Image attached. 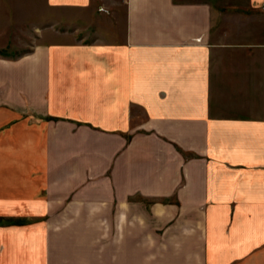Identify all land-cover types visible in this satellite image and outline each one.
<instances>
[{"label":"crops","instance_id":"crops-1","mask_svg":"<svg viewBox=\"0 0 264 264\" xmlns=\"http://www.w3.org/2000/svg\"><path fill=\"white\" fill-rule=\"evenodd\" d=\"M46 1L72 28L0 54V264H264V0Z\"/></svg>","mask_w":264,"mask_h":264},{"label":"rangeland","instance_id":"rangeland-1","mask_svg":"<svg viewBox=\"0 0 264 264\" xmlns=\"http://www.w3.org/2000/svg\"><path fill=\"white\" fill-rule=\"evenodd\" d=\"M15 1L17 2L15 14L12 13L13 9H11L12 15L0 14L1 55L18 57L22 53L31 51L41 41H56L57 31L72 28L69 21L61 24L56 22L60 18L64 20L66 16H73L75 12L72 10L51 7L46 0H27V6L21 2L22 0ZM112 1L114 0H104L108 5H111ZM120 1L124 2V0ZM93 15L91 14V17ZM68 17L66 19H69Z\"/></svg>","mask_w":264,"mask_h":264}]
</instances>
